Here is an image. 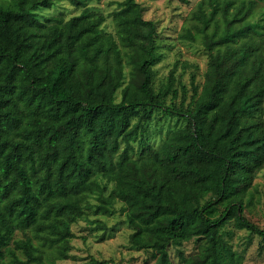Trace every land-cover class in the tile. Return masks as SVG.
I'll return each instance as SVG.
<instances>
[{
  "label": "trees",
  "instance_id": "trees-1",
  "mask_svg": "<svg viewBox=\"0 0 264 264\" xmlns=\"http://www.w3.org/2000/svg\"><path fill=\"white\" fill-rule=\"evenodd\" d=\"M57 1L0 0V36L12 43L0 51V264H58L93 194L95 212L124 202L148 264H178L171 241L192 238L199 249L180 264H241L227 222L264 240L244 214L264 166V0L196 2L177 37L200 41L208 64L189 99L181 85L169 104L173 70L155 85L157 25L138 0L112 10L115 32L88 0H67L81 8L68 18L38 15ZM156 110L184 119L157 146L146 133Z\"/></svg>",
  "mask_w": 264,
  "mask_h": 264
},
{
  "label": "rangeland",
  "instance_id": "rangeland-1",
  "mask_svg": "<svg viewBox=\"0 0 264 264\" xmlns=\"http://www.w3.org/2000/svg\"><path fill=\"white\" fill-rule=\"evenodd\" d=\"M143 7V16L156 22L159 50L161 55L153 65L155 70V85L161 79H166L173 70L174 85L178 92L176 97L171 93L166 96V102L179 101L181 97V85L187 89V100L191 93L193 81L201 83L204 71L207 67L209 56L200 41L179 39L177 37L184 17L191 11L198 0H138ZM120 0H88V6L105 14L102 24L104 31L115 32V22L112 10L119 6ZM258 6H264V1H259ZM224 8V5L222 6ZM80 7H75L67 0L57 1L50 8L39 7L37 13L41 17L61 13L64 18L79 13ZM11 41L0 36V51L11 50ZM264 51V50H263ZM125 68V72H126ZM117 92L116 98L119 99ZM184 119L178 116L164 115L156 110L153 117L146 124V133L149 141L159 145L161 141L176 127L183 125ZM103 184L104 192L109 193L113 189V182L107 177L99 176ZM255 193L249 196L244 214L259 226L264 225V166L258 170L254 178ZM97 199L95 194L90 195L84 202V213L75 222L71 223L73 236L69 239L68 256L55 257L58 264H81L90 257L104 259V264H148L154 260L149 248L140 247L130 240L133 228L126 218V206L118 198H113L108 203L110 212L107 214L95 212ZM16 232V236H20ZM224 237L232 248L242 254L241 264L264 263V240L261 236L248 231L245 228L234 226L233 221L227 222L224 227ZM52 254L56 253V247H48ZM199 249V242L192 238L188 240L173 239L169 245L170 257L180 264L182 255L187 256ZM21 255V254H20ZM21 257H23L21 255Z\"/></svg>",
  "mask_w": 264,
  "mask_h": 264
}]
</instances>
